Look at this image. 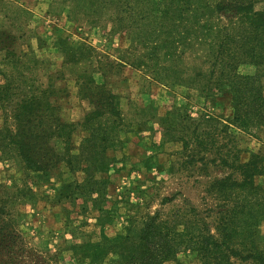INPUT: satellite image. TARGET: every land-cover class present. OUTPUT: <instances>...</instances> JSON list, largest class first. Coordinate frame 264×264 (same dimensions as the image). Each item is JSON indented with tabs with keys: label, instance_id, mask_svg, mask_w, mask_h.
Masks as SVG:
<instances>
[{
	"label": "rangeland",
	"instance_id": "374dc122",
	"mask_svg": "<svg viewBox=\"0 0 264 264\" xmlns=\"http://www.w3.org/2000/svg\"><path fill=\"white\" fill-rule=\"evenodd\" d=\"M140 1L120 6L140 10ZM98 2L106 8L101 14L92 8L95 0H0V85L21 88L16 98L49 89V101L58 104L64 122L77 125L74 154L90 137L80 125L95 109L98 87L118 97L122 118L110 142H98L100 154L80 162L73 173L62 164L47 179L26 171L16 157L0 159V208L17 226L18 250L24 253L19 264H122L126 255L105 249L108 240L134 238L156 214L161 221L179 214L191 219L194 209L215 234L223 201L210 188L232 173L222 157L238 152L244 163L252 153L264 152V128L249 133L223 128L234 113L229 86L214 90V103L200 97L199 87L218 84L211 76L215 56L207 46L180 50V57L164 59L155 73L151 48L138 42L153 33L140 25L142 33L134 35V26L127 31L116 23L118 6ZM255 10H264V0ZM238 72L258 75L264 85V68L244 64ZM205 117L220 120L217 128L208 126L209 151L191 137ZM70 183L73 191L63 192ZM258 183L264 187V177ZM258 231L264 250V220ZM165 264L201 262L185 250Z\"/></svg>",
	"mask_w": 264,
	"mask_h": 264
},
{
	"label": "trees",
	"instance_id": "16d2710c",
	"mask_svg": "<svg viewBox=\"0 0 264 264\" xmlns=\"http://www.w3.org/2000/svg\"><path fill=\"white\" fill-rule=\"evenodd\" d=\"M103 1L118 6L114 12L116 23L127 31L134 26V35L141 34V25L153 33L151 38L138 42L146 49L151 48L155 73L164 59L173 62L180 57L183 54L180 50L198 44L207 46L215 56L211 76L217 78L218 84L199 87L200 97L205 103H210V99L214 103V90L229 86L234 113L223 128L247 133L264 128L262 79L238 72L244 64L264 68V10H255L259 0H141L140 10L136 5L132 11L120 6L125 0ZM95 3L92 8L101 14L106 8L98 0ZM98 88L97 102H92L95 109L80 125L90 137L83 140L78 153L74 154L73 136L77 125L64 122L58 104L49 101V89L35 90L38 96L16 98L21 88L0 85L4 116V125L0 128V159L16 157L26 171L40 173L47 179L59 171L62 164L73 173L81 167L80 162H90L95 154H100L96 151L98 142L108 144L122 121L118 117V97L106 87ZM108 114L115 118L107 117ZM206 117L202 127L191 137L201 150L209 151L207 136L213 133L207 131L208 126L217 128L220 120ZM186 144L188 146L189 142ZM105 154L106 151L103 162L108 167L110 160ZM229 155L231 159L222 157V163L232 171L231 175L216 180L210 188L223 201L217 213L220 217L215 223V234L208 223L198 220L197 212L192 209L191 219L179 214L172 221H161L160 214H156L146 219L141 230L134 232V238L108 240L109 246L105 249L126 255L122 264H165L185 250L196 253L201 264H236L237 261L264 264V250L258 244V230L264 220V187L258 183L264 177V152L252 153L244 163L238 152ZM237 175L241 177L236 178ZM62 189L65 193L72 192L73 184H64ZM172 200L165 199V203ZM16 230L13 218L0 208V264H19L23 260Z\"/></svg>",
	"mask_w": 264,
	"mask_h": 264
}]
</instances>
